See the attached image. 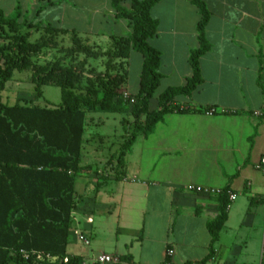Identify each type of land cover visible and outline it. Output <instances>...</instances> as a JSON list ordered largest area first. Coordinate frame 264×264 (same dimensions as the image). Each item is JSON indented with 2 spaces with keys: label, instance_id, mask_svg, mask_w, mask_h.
<instances>
[{
  "label": "crops",
  "instance_id": "obj_1",
  "mask_svg": "<svg viewBox=\"0 0 264 264\" xmlns=\"http://www.w3.org/2000/svg\"><path fill=\"white\" fill-rule=\"evenodd\" d=\"M202 1L209 13V50L199 59L202 83L189 97L175 100L191 111L166 114L147 138L138 134L123 156L118 178L110 169L111 174L99 180L91 162L81 157L76 177L82 179V188L80 194L74 190L77 204L68 233V243L72 234L78 251H66L82 258V264H97L99 255L116 260L107 264L201 262L208 255L206 225L217 215V200L215 193L204 196L194 190L219 192L228 183L235 199L207 264H264V174L256 169L264 156V0ZM110 2L107 13L120 25L124 20L116 18ZM96 7L91 5L92 14ZM122 7L128 9V2ZM150 15L158 22L148 41L160 53L158 87L164 91L183 86L191 76L189 54L198 47V9L191 0H160ZM129 33L126 23L107 39ZM88 34L80 37L91 46L93 33ZM131 53L123 60L125 75L116 88L123 96L137 94L128 93L125 85ZM139 59L142 65L141 55ZM108 181L116 185L108 189ZM260 224L262 237L255 243L250 234ZM242 229L247 236L229 239L228 232L239 234ZM78 234L88 246L77 240ZM236 247L238 251L231 252ZM168 250L173 252L170 258Z\"/></svg>",
  "mask_w": 264,
  "mask_h": 264
},
{
  "label": "trees",
  "instance_id": "obj_2",
  "mask_svg": "<svg viewBox=\"0 0 264 264\" xmlns=\"http://www.w3.org/2000/svg\"><path fill=\"white\" fill-rule=\"evenodd\" d=\"M124 1L129 4L128 9L122 7ZM159 1L111 0L116 18L127 23L130 33L110 36V49L102 54L106 58L105 71L95 74L96 87L88 85L80 91L77 90L80 75L70 68L31 62L43 49H54L55 35L68 30L28 21L19 12L13 18L8 17L0 9V264H82V258L68 255L66 247L71 213L77 204L74 183L82 170L87 114L132 117V132L125 129L115 165H110L118 178L123 156L138 134L147 138L166 114L191 111L175 100L189 97L202 83L199 59L209 50L205 38L209 13L202 0H191L200 16L196 25L198 47L188 58L191 76L183 86L165 89L157 97V109L149 111V101L162 78L160 53L148 44L158 28L150 10ZM40 30L44 35L29 43L31 34ZM75 39L72 37L73 42ZM82 51L86 58L96 56L87 47ZM131 51L142 56L139 89L133 96H123L116 88L123 82V60ZM26 70H32L35 100L42 96V87L53 86L60 89V103L48 107L3 104L1 93L6 83L15 71ZM260 87L264 103V87ZM197 193L210 196L209 192ZM229 194H232L229 183L216 194L217 215L206 225L210 237L208 255L197 264H207L213 257L214 244L227 220Z\"/></svg>",
  "mask_w": 264,
  "mask_h": 264
},
{
  "label": "rangeland",
  "instance_id": "obj_3",
  "mask_svg": "<svg viewBox=\"0 0 264 264\" xmlns=\"http://www.w3.org/2000/svg\"><path fill=\"white\" fill-rule=\"evenodd\" d=\"M92 4L97 5L95 8L96 13L94 14H92ZM124 5L126 6L127 4ZM0 9L8 17L13 18L19 12L22 18L28 21L39 22L42 25L50 24L68 30L67 33L59 32L55 35L53 41L56 42V47L54 49H43L31 59V62L38 66L59 64L61 67L70 68L80 75L81 79L77 84L78 91L83 90L88 85L96 87L97 79L95 74H101L105 71L106 58L102 54L110 49V41L107 36L109 34H119L121 28L126 26L124 21H120V25L112 23L113 19L107 13L109 0H43L41 2H36L35 0H0ZM72 30L75 33H72ZM89 31L93 33L92 41H94V44L91 46L88 45L86 40L82 39L85 35H89ZM95 33H98V35ZM43 35L42 30L33 32L28 42L33 43ZM72 37L76 38V41L73 42ZM85 47L92 50V53L96 54V56L86 58L82 51ZM139 58L140 55L138 53L132 52L127 64L125 85L127 92L130 94L137 93L139 88L141 68ZM87 60L89 66L86 67ZM115 64L117 65V63ZM124 67L126 68V66ZM31 75L32 70L15 71L12 79L6 83L1 93V102L9 106L20 104L40 107H48L60 103V89L53 86L42 87L43 95L38 100H35ZM89 82H93V84H89ZM162 92L160 87L156 89L148 104L150 110L157 109V97ZM15 98L17 99L15 100ZM94 115L106 119L101 120L90 114L87 115V123L83 135L82 161L88 159L94 168L93 175L100 178L102 174H111L110 165H115L119 147L125 139V129L128 128V132H132V117L125 115L119 118L118 115L101 113ZM94 185L92 183L89 186L90 189H93ZM113 185H116V181H108L107 188L110 189ZM81 188L82 179L78 176L74 183V190L80 194ZM260 207L258 208L260 209ZM261 220L262 218L260 222ZM247 234L243 229L239 234L228 232L229 239L232 241H238L241 236L245 237ZM261 237L262 228L260 224L250 234V240L257 243L261 240ZM72 240L73 235L70 234L67 251L76 252L78 249L72 246ZM237 251L238 248L236 247L232 248L231 252ZM109 252L110 247H106V253Z\"/></svg>",
  "mask_w": 264,
  "mask_h": 264
},
{
  "label": "built area",
  "instance_id": "obj_4",
  "mask_svg": "<svg viewBox=\"0 0 264 264\" xmlns=\"http://www.w3.org/2000/svg\"><path fill=\"white\" fill-rule=\"evenodd\" d=\"M259 115L258 113H254V116H257ZM256 169L257 170H260L263 174H264V156H262L259 160V162L257 163L256 165ZM194 192H209L210 194H217L218 192H214V191H209V190H205V191H202L200 189H196L194 190ZM229 202H232L234 199H235V195L233 194H229ZM77 240L79 242H81L84 246H88L89 245V241L84 237L82 236L81 234H78L77 235ZM263 240H264V235H263ZM262 254L264 255V248L262 249ZM173 255V252L172 250H168L166 252V256L167 257H171ZM37 258H39V256H37ZM116 260L112 259L111 257H108V256H105V255H99L96 257V259L94 260L95 263L97 264H107V263H111V262H115ZM63 262H67V259H64ZM165 264H171L170 262H166Z\"/></svg>",
  "mask_w": 264,
  "mask_h": 264
}]
</instances>
